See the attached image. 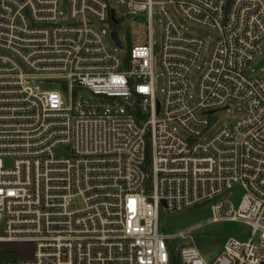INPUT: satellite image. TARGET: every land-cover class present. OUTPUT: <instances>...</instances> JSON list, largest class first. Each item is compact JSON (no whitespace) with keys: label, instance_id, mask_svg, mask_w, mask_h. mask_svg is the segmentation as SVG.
<instances>
[{"label":"built area","instance_id":"1","mask_svg":"<svg viewBox=\"0 0 264 264\" xmlns=\"http://www.w3.org/2000/svg\"><path fill=\"white\" fill-rule=\"evenodd\" d=\"M113 1L163 15L161 102L150 38L121 54L117 33L110 49L96 28L119 23L107 0H70L75 23L61 22L58 0H0V249L31 244V261L17 264H169L170 248L180 264H264V78L247 72L264 52V3ZM169 9L217 34L193 102L206 42ZM231 104L243 117L203 140ZM203 206L248 239H228L210 261L190 230L159 232L162 211Z\"/></svg>","mask_w":264,"mask_h":264},{"label":"rangeland","instance_id":"2","mask_svg":"<svg viewBox=\"0 0 264 264\" xmlns=\"http://www.w3.org/2000/svg\"><path fill=\"white\" fill-rule=\"evenodd\" d=\"M58 2L61 22L75 23L69 17L70 0H58ZM262 2L264 3V0ZM107 4L110 9L114 10L119 23L112 27L106 24H97L96 28L99 31H105V43L110 49L116 48L115 42L110 36L111 30H114L118 35V40L122 46V50L119 51L121 54H128L135 47L147 46L150 38L154 70V93L155 98L161 102L163 99L161 92L163 89V77L160 68V54L164 26L161 11L154 9L149 18L146 13L129 15L124 9L117 6L113 0H107ZM169 13L174 21L189 35L206 42L205 51L189 78L190 96L193 102L196 97L199 80L206 68L212 46L217 39V34L207 28L189 23L174 9H169ZM247 72L253 78H264V52L254 58L248 66ZM242 117L243 107L231 104L228 110L220 111L213 116L211 127L204 133L202 139L208 140L212 138L221 129L233 125ZM171 128H176V126L172 125ZM176 132L178 135L184 136L179 128L176 129ZM146 140L148 142V138ZM63 153L66 154V151ZM227 197L237 207L242 197V191L240 188H234ZM211 218L212 215L208 206L172 214L162 211L159 221V232L173 237L181 231L190 230L193 244L210 261L217 257L228 239L239 241L248 239L250 230L245 225L224 221L211 223ZM0 235H2L1 224ZM172 244L175 248H179L191 246L192 242L189 239L184 241L174 240ZM2 250L13 252L19 261H31L33 257V246L31 244H5L2 246Z\"/></svg>","mask_w":264,"mask_h":264},{"label":"trees","instance_id":"3","mask_svg":"<svg viewBox=\"0 0 264 264\" xmlns=\"http://www.w3.org/2000/svg\"><path fill=\"white\" fill-rule=\"evenodd\" d=\"M0 264H17V256L13 252L0 249ZM169 264H180L179 256L172 248L169 250Z\"/></svg>","mask_w":264,"mask_h":264},{"label":"water","instance_id":"4","mask_svg":"<svg viewBox=\"0 0 264 264\" xmlns=\"http://www.w3.org/2000/svg\"><path fill=\"white\" fill-rule=\"evenodd\" d=\"M112 21L114 23H117L113 16H112ZM111 37H112L113 41L120 47V43L117 41L116 34L112 33Z\"/></svg>","mask_w":264,"mask_h":264}]
</instances>
